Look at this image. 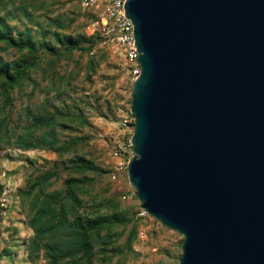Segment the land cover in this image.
<instances>
[{
  "label": "water",
  "instance_id": "obj_1",
  "mask_svg": "<svg viewBox=\"0 0 264 264\" xmlns=\"http://www.w3.org/2000/svg\"><path fill=\"white\" fill-rule=\"evenodd\" d=\"M140 208L179 264H264V0H126Z\"/></svg>",
  "mask_w": 264,
  "mask_h": 264
},
{
  "label": "rangeland",
  "instance_id": "obj_2",
  "mask_svg": "<svg viewBox=\"0 0 264 264\" xmlns=\"http://www.w3.org/2000/svg\"><path fill=\"white\" fill-rule=\"evenodd\" d=\"M93 17L94 12L82 9L79 0H0V27L15 40L34 46L26 54L0 42V59L36 60L27 72L29 79L9 93L10 104L0 99V119L17 134L30 119L28 111L62 107L70 117L69 129L57 131L59 145L78 139L64 153L0 144V264H31L27 244L33 231L26 223L31 196L23 192L29 179L48 168L56 172L48 190H63L67 179H78L74 191L82 203L80 212L97 210L112 223L115 214L120 219L100 232L91 264H179L183 237L151 216L139 217L134 188L125 179L108 178L106 145L97 135L114 130L119 117L130 110L132 82L116 49L99 45L89 31ZM55 35H68L83 48L92 44V49L66 53L67 45ZM45 44L59 55L54 57ZM77 163L89 168L81 171ZM126 193L130 197L123 200ZM42 256L40 252L35 264H44Z\"/></svg>",
  "mask_w": 264,
  "mask_h": 264
},
{
  "label": "trees",
  "instance_id": "obj_3",
  "mask_svg": "<svg viewBox=\"0 0 264 264\" xmlns=\"http://www.w3.org/2000/svg\"><path fill=\"white\" fill-rule=\"evenodd\" d=\"M0 29V42L7 47L17 51L26 50V54L34 51L29 41L15 40L5 27L1 26ZM55 36L58 42L67 45L66 53L76 49L89 53L92 49V44L86 48L77 46L78 40L68 35ZM45 49L54 57L59 55H56L54 47L45 44ZM34 60L23 58L7 63L0 59V99L4 100L5 105L10 104L9 93L29 79L27 72L36 66ZM27 116H30L29 121L17 134L9 128L4 118L0 119V144L22 150L52 148L55 152L64 153L78 142L77 138H70L65 146L59 145L57 131L69 129L67 120L70 117L62 107L53 112H47L44 108L36 113L28 111ZM77 164L81 171L89 168L82 163ZM55 175V170L50 168L38 172L28 180L23 192L31 196L30 209L26 215V223L33 231L27 244L29 262L35 264L41 252L44 264H91L93 246L100 242V232L106 228L108 230L109 224L118 220L120 222V219L115 214L116 221L112 223L108 221L107 214L101 215L97 210L85 214L80 212L82 203L74 188L81 181L70 178L65 181L63 190H48L51 184L49 180Z\"/></svg>",
  "mask_w": 264,
  "mask_h": 264
},
{
  "label": "built area",
  "instance_id": "obj_4",
  "mask_svg": "<svg viewBox=\"0 0 264 264\" xmlns=\"http://www.w3.org/2000/svg\"><path fill=\"white\" fill-rule=\"evenodd\" d=\"M125 1L79 0V5L82 9L94 12V17L89 24V31L97 36L99 45H107L116 49L123 59L133 83L140 72V66L137 61L138 52L134 41L133 24L126 17L124 11ZM133 130L134 117L128 110L127 113L119 117L114 130L97 135L106 145L109 159L106 164L108 165V178L111 182L125 179L131 185L126 169L128 162L134 156L131 144ZM129 197L130 194L126 193L121 198L125 200ZM138 216L143 218L149 215L140 208Z\"/></svg>",
  "mask_w": 264,
  "mask_h": 264
}]
</instances>
